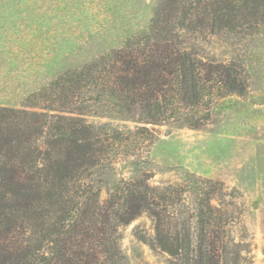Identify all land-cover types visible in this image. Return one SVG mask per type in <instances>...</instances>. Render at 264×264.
<instances>
[{
    "label": "trees",
    "instance_id": "trees-1",
    "mask_svg": "<svg viewBox=\"0 0 264 264\" xmlns=\"http://www.w3.org/2000/svg\"><path fill=\"white\" fill-rule=\"evenodd\" d=\"M263 26L264 0H161L120 48L66 70L20 108L0 106V264H126L117 229L143 214L171 264H254L225 183L186 171L154 186L140 166L157 128L201 130L219 101L247 92L236 64L198 57L184 35ZM122 161L137 173L102 200L103 176Z\"/></svg>",
    "mask_w": 264,
    "mask_h": 264
},
{
    "label": "rangeland",
    "instance_id": "rangeland-1",
    "mask_svg": "<svg viewBox=\"0 0 264 264\" xmlns=\"http://www.w3.org/2000/svg\"><path fill=\"white\" fill-rule=\"evenodd\" d=\"M160 1L0 0V106L20 108L66 70L120 48L148 28ZM183 41L204 60L236 64L247 92L219 101L201 130L157 128L140 167L154 186L180 183L186 171L225 183L240 206L235 236L250 244L254 264H264V26L250 35L185 34ZM137 169L130 161L115 165L103 176L101 199ZM117 234L126 264H171L151 246L147 215Z\"/></svg>",
    "mask_w": 264,
    "mask_h": 264
}]
</instances>
